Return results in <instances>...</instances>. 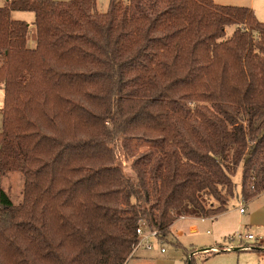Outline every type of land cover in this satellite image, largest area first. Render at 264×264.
<instances>
[{"label":"trees","instance_id":"16d2710c","mask_svg":"<svg viewBox=\"0 0 264 264\" xmlns=\"http://www.w3.org/2000/svg\"><path fill=\"white\" fill-rule=\"evenodd\" d=\"M15 11L35 15V48ZM0 87V179H24L19 205L0 190V264H126L140 223L166 240L181 217L225 213L240 169L245 200L264 193V23L249 7L8 0Z\"/></svg>","mask_w":264,"mask_h":264},{"label":"crops","instance_id":"0c3cea01","mask_svg":"<svg viewBox=\"0 0 264 264\" xmlns=\"http://www.w3.org/2000/svg\"><path fill=\"white\" fill-rule=\"evenodd\" d=\"M8 0H0V7L4 6ZM58 1H68V0H58ZM218 4L221 5H230V6H244L251 8L257 17H259V7H264V0H215ZM2 5V6H1ZM20 11H15L12 13L13 20H22L25 21L21 16L18 17V13ZM33 14V13H32ZM34 15V14H33ZM16 16V17H15ZM27 22V21H26ZM35 15L32 19V26H34ZM30 24V25H31ZM31 29V28H30ZM30 35L34 34L33 41L32 38L28 37V47L35 48L36 46V28L34 26V31L29 30ZM35 41V43H34ZM31 43V44H30ZM30 44V45H29ZM33 45V47H32ZM240 192L242 191V184L238 186ZM241 194V193H240ZM236 202L237 206L234 204ZM201 222H209L210 226L213 228L212 233V241L209 246H206V249L201 251L191 252V254L186 253L187 250L182 243H178L174 247V253L172 250L168 249L166 245L155 247L152 250H148L145 248H140L135 251L128 262L126 264H189V260L193 256H207L210 257L211 254L216 256H222V254H229L231 252H220V253H208L207 250H210L219 245H224L227 238L236 232L245 233L246 231L254 232V233H264V193L259 194L251 201L246 204V211L244 214L240 212V203L239 200L232 201L229 204V207L225 213H222L218 216L212 218H196ZM173 227V226H172ZM171 227V230H172ZM190 231L192 234L198 233V227L196 225H192L190 227ZM224 243V244H223ZM181 245V246H179ZM183 246V247H182ZM209 247V248H207ZM164 248L166 250L165 253H162L161 249ZM181 250L183 253H180ZM238 252V259L244 260L242 264H248L251 261L250 259L242 258L248 252H262V251H232ZM258 256H264V253L258 254ZM208 257V258H209ZM196 258V257H195Z\"/></svg>","mask_w":264,"mask_h":264},{"label":"rangeland","instance_id":"374dc122","mask_svg":"<svg viewBox=\"0 0 264 264\" xmlns=\"http://www.w3.org/2000/svg\"><path fill=\"white\" fill-rule=\"evenodd\" d=\"M109 2H110V0H97V8H98L100 13L107 12V10L109 8ZM216 3H217V1H216ZM257 10H259V15H258L259 17H257L258 20L260 22L264 23V7H259ZM19 16H21L29 24L32 23V19L34 17V15L30 12H19L18 17ZM30 28H31L30 31L33 32L34 26H32V24L30 25ZM33 35L34 34L30 35V33H29V37L32 38V41L34 39ZM29 37H28V39H29ZM29 42H30V39H29ZM34 43H35V41H34ZM32 47H33V45H32ZM3 105H4V90L2 87H0V132H1L2 126H3V118L1 115V110L3 108ZM120 145H121V141L118 143L117 147H115V152L117 155V165L124 171V173L127 176H133L134 172L131 168V160H129L125 157L124 151ZM139 149H140V151L153 149L157 154L159 153L158 148H153L147 144H140ZM242 176H243L242 175V169H240L234 178V181L236 183V189H235V195L236 196L234 197V199H232L230 201V203L233 200L234 201L239 200V203H240V198L243 195H242V191L240 192L238 186H240V183L242 184ZM1 189H3L9 195V197L12 200L14 205H19L23 199V189H24L23 176L18 172L9 173L6 177L0 179V190ZM249 201H251V200H246V204ZM234 204L236 205L237 203L234 202ZM185 218L186 219L179 218V220H177L174 223L172 230L170 229V233H169L167 239L162 244V246L166 245V247L168 249L172 250V252H173L175 250L174 247L178 243H182L181 245H184V247L186 248L185 250H187L186 253H189V254H191V252L201 251L203 249H206V246H209L211 244V241H212L213 228L210 226V223L209 222H206V223L201 222L198 219H196L195 217H188L187 216ZM192 225H196L198 227V233H196V234L191 233L190 227ZM226 243L227 242H225V244ZM181 245H179V246H181ZM207 248H209V247H207ZM180 253H183V251L181 250ZM261 253H264V251H262V252H248L245 256H242V258L250 259L251 261H248V262H250L248 264H264V256H258V254H261ZM193 257L195 260L194 264H242V262H244L243 259H241L239 261L238 252H231V253L225 254V255L222 254V256H216L214 254H211L210 257L207 256V258H205L204 256H193Z\"/></svg>","mask_w":264,"mask_h":264},{"label":"built area","instance_id":"2783aa9c","mask_svg":"<svg viewBox=\"0 0 264 264\" xmlns=\"http://www.w3.org/2000/svg\"><path fill=\"white\" fill-rule=\"evenodd\" d=\"M246 211V200L242 196L240 198V212L244 214ZM181 219H186L181 217ZM138 242L133 247V253L140 248L152 250L155 247L162 246L165 240L161 239L157 231L149 230L144 223H140L137 229ZM226 244L219 245L210 250L208 253L232 252V251H264V233L258 234L250 231L245 233L236 232L229 236ZM165 253L164 248L161 249Z\"/></svg>","mask_w":264,"mask_h":264}]
</instances>
